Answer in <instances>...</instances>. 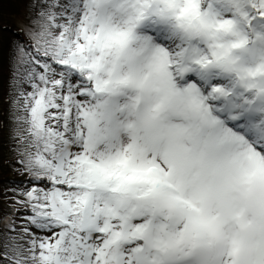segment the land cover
<instances>
[{
  "label": "snow or ice",
  "instance_id": "1",
  "mask_svg": "<svg viewBox=\"0 0 264 264\" xmlns=\"http://www.w3.org/2000/svg\"><path fill=\"white\" fill-rule=\"evenodd\" d=\"M34 7L5 264H264V0Z\"/></svg>",
  "mask_w": 264,
  "mask_h": 264
},
{
  "label": "rangeland",
  "instance_id": "2",
  "mask_svg": "<svg viewBox=\"0 0 264 264\" xmlns=\"http://www.w3.org/2000/svg\"><path fill=\"white\" fill-rule=\"evenodd\" d=\"M39 2L0 0V264H5L2 254L15 257L18 245L28 247L23 229L30 227L32 213L25 206L23 193L46 186L33 180L22 163L27 143L22 137L28 125L23 119L26 113L21 94L32 91L25 61L29 59L26 53H34L28 36L36 41L32 29L38 11L34 5ZM19 28L23 31L13 33Z\"/></svg>",
  "mask_w": 264,
  "mask_h": 264
}]
</instances>
